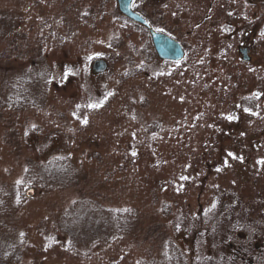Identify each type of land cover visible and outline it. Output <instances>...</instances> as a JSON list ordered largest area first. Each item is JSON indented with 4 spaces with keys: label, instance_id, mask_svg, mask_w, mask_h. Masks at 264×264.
<instances>
[{
    "label": "rangeland",
    "instance_id": "obj_1",
    "mask_svg": "<svg viewBox=\"0 0 264 264\" xmlns=\"http://www.w3.org/2000/svg\"><path fill=\"white\" fill-rule=\"evenodd\" d=\"M255 6L133 0L183 47L172 63L117 0H0V253L20 264H179L171 244L180 264H264ZM98 60L107 68L96 74Z\"/></svg>",
    "mask_w": 264,
    "mask_h": 264
},
{
    "label": "water",
    "instance_id": "obj_2",
    "mask_svg": "<svg viewBox=\"0 0 264 264\" xmlns=\"http://www.w3.org/2000/svg\"><path fill=\"white\" fill-rule=\"evenodd\" d=\"M132 2L133 0H117L118 10L124 17L148 30L157 58L160 61L175 63L182 61L184 58V50L181 45L163 34L152 31L148 23L141 16L133 12ZM240 53L242 62L247 63L250 61L246 50H241ZM106 68L107 65L102 60L95 61L92 64V70L96 74L105 71ZM31 194L32 192L29 190L26 196H31Z\"/></svg>",
    "mask_w": 264,
    "mask_h": 264
},
{
    "label": "trees",
    "instance_id": "obj_3",
    "mask_svg": "<svg viewBox=\"0 0 264 264\" xmlns=\"http://www.w3.org/2000/svg\"><path fill=\"white\" fill-rule=\"evenodd\" d=\"M118 216L121 219H126L127 221H131V223H135L137 219L133 211L131 212L123 211V213L119 214ZM168 257L171 262L174 260L179 264L181 263V256L179 252L174 247H172L171 244H168ZM20 259H21L20 254L16 251L14 252L11 251L6 254L0 253V264H20Z\"/></svg>",
    "mask_w": 264,
    "mask_h": 264
},
{
    "label": "flooded vegetation",
    "instance_id": "obj_4",
    "mask_svg": "<svg viewBox=\"0 0 264 264\" xmlns=\"http://www.w3.org/2000/svg\"><path fill=\"white\" fill-rule=\"evenodd\" d=\"M223 1H229V0H223ZM248 4H250L252 7H256L255 5H261L262 7H264V0H247ZM260 2V3H258ZM230 4V3H229ZM241 50H246L247 52V56L249 57V52H250V49L249 47H245V48H241L239 49V52ZM250 58V57H249Z\"/></svg>",
    "mask_w": 264,
    "mask_h": 264
},
{
    "label": "snow or ice",
    "instance_id": "obj_5",
    "mask_svg": "<svg viewBox=\"0 0 264 264\" xmlns=\"http://www.w3.org/2000/svg\"><path fill=\"white\" fill-rule=\"evenodd\" d=\"M99 105H89V107H98ZM229 119H231V117H229ZM85 123H87V121H84ZM229 155H232L231 153H229ZM259 163H264V161H259Z\"/></svg>",
    "mask_w": 264,
    "mask_h": 264
}]
</instances>
